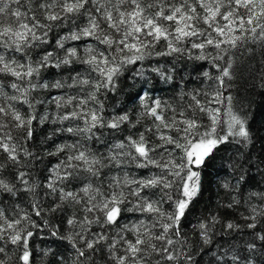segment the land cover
<instances>
[{"label":"snow or ice","instance_id":"snow-or-ice-1","mask_svg":"<svg viewBox=\"0 0 264 264\" xmlns=\"http://www.w3.org/2000/svg\"><path fill=\"white\" fill-rule=\"evenodd\" d=\"M0 264H264V0H0Z\"/></svg>","mask_w":264,"mask_h":264},{"label":"trees","instance_id":"trees-1","mask_svg":"<svg viewBox=\"0 0 264 264\" xmlns=\"http://www.w3.org/2000/svg\"><path fill=\"white\" fill-rule=\"evenodd\" d=\"M222 197H223V192L222 191H220L219 193L217 192L215 183H213L211 188L204 193L205 202H208L209 198H212L213 202H215L216 199L222 198Z\"/></svg>","mask_w":264,"mask_h":264}]
</instances>
